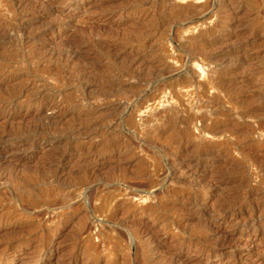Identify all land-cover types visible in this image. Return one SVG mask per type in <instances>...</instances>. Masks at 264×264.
<instances>
[{"label": "rangeland", "instance_id": "rangeland-1", "mask_svg": "<svg viewBox=\"0 0 264 264\" xmlns=\"http://www.w3.org/2000/svg\"><path fill=\"white\" fill-rule=\"evenodd\" d=\"M0 264H264V0H0Z\"/></svg>", "mask_w": 264, "mask_h": 264}, {"label": "bare ground", "instance_id": "bare-ground-1", "mask_svg": "<svg viewBox=\"0 0 264 264\" xmlns=\"http://www.w3.org/2000/svg\"><path fill=\"white\" fill-rule=\"evenodd\" d=\"M229 208V207H228ZM227 209V208H226ZM233 211V210H232ZM222 212H223V210H222ZM241 218V217H240ZM238 220V219H237ZM213 227V226H212ZM182 245V244H181ZM203 246V245H202ZM227 247V246H226ZM223 248V247H222ZM204 250V249H203ZM201 252V251H200ZM224 252V250H221L220 252H218V253H216V254H213L212 256L213 257H216V256H221L222 255V253Z\"/></svg>", "mask_w": 264, "mask_h": 264}]
</instances>
